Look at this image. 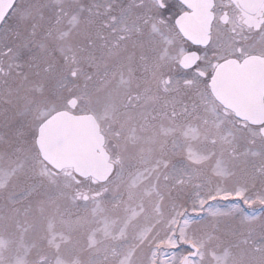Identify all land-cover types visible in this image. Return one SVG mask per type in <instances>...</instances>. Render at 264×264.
I'll return each instance as SVG.
<instances>
[{
    "label": "snow or ice",
    "instance_id": "snow-or-ice-1",
    "mask_svg": "<svg viewBox=\"0 0 264 264\" xmlns=\"http://www.w3.org/2000/svg\"><path fill=\"white\" fill-rule=\"evenodd\" d=\"M0 264H264V0H0Z\"/></svg>",
    "mask_w": 264,
    "mask_h": 264
},
{
    "label": "flooded vegetation",
    "instance_id": "flooded-vegetation-1",
    "mask_svg": "<svg viewBox=\"0 0 264 264\" xmlns=\"http://www.w3.org/2000/svg\"><path fill=\"white\" fill-rule=\"evenodd\" d=\"M0 236H4V240H3V245L2 247L6 248L7 245H10L11 241L7 238L6 235H4V229L3 228H0Z\"/></svg>",
    "mask_w": 264,
    "mask_h": 264
},
{
    "label": "rangeland",
    "instance_id": "rangeland-1",
    "mask_svg": "<svg viewBox=\"0 0 264 264\" xmlns=\"http://www.w3.org/2000/svg\"><path fill=\"white\" fill-rule=\"evenodd\" d=\"M9 245L6 246V248L8 247ZM5 248V247H4Z\"/></svg>",
    "mask_w": 264,
    "mask_h": 264
}]
</instances>
